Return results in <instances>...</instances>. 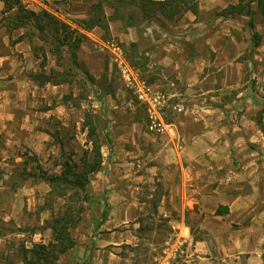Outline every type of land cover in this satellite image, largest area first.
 I'll return each mask as SVG.
<instances>
[{
  "label": "crops",
  "instance_id": "1",
  "mask_svg": "<svg viewBox=\"0 0 264 264\" xmlns=\"http://www.w3.org/2000/svg\"><path fill=\"white\" fill-rule=\"evenodd\" d=\"M34 1L69 23L88 14L83 0H69L65 14ZM2 10L0 1V22ZM198 10L197 16L185 12L168 31L141 36L145 54L159 66L156 84L177 110L161 135L142 133L135 123L123 127L128 135L121 137L123 146L116 143L113 160L142 170L112 176L110 192H89L87 215L94 223L82 229L76 264H114L118 257L112 249L138 244L133 228L140 227L143 203L142 192L134 191L140 183L157 182L165 183L167 192L160 194L154 213L168 218L174 236L185 244L179 264H264V35L250 57L240 61L243 24L214 16L203 29L201 4ZM24 32H8L0 23L2 219H17L24 195L48 191L45 184L21 180L25 150L43 160L57 150L49 134L37 129L36 116L64 118L65 124L70 116L66 108L33 110L41 86L30 74L40 70V59L26 37L17 40ZM131 35L132 41L140 39L137 32Z\"/></svg>",
  "mask_w": 264,
  "mask_h": 264
},
{
  "label": "rangeland",
  "instance_id": "2",
  "mask_svg": "<svg viewBox=\"0 0 264 264\" xmlns=\"http://www.w3.org/2000/svg\"><path fill=\"white\" fill-rule=\"evenodd\" d=\"M22 1L30 9L36 11L45 9L34 0ZM39 1L48 8L62 14H65L68 10L66 5L69 0ZM83 2L88 7L92 0H83ZM126 2V5L120 6L115 16L112 15L110 8L105 9L106 14L110 16L107 31L94 28L88 31L89 35L84 32L86 39L82 42L77 52V60L85 68L86 75L71 67L67 50L63 52V57L57 64L55 57L47 52L45 70L48 71L49 67L52 66L59 72L64 71V76L70 82L55 85V87H52V84L49 83L42 85L38 91L40 95L36 98L32 108L37 112L54 109L55 107H57L59 112L66 108L70 116L66 124L64 118L59 119L53 117V115L48 118L36 116L37 129L49 134V143L56 145L57 150L55 154L50 153L44 160L43 158H38L34 152H30L28 149L25 150L27 163L24 164L21 180L27 181L25 183L39 182L42 185L45 184L48 186V191L42 189L40 194L29 196L32 197L30 200H28V195H24L21 203L22 208L16 215L17 219L12 216L4 218L5 220L0 218V264H22L23 247L29 248L35 243H47L50 240V229L47 227V220L51 219L52 214L57 213L59 209H63L65 200L68 198H57L55 195L48 193L50 186L39 179L42 173L37 166H40L42 172L47 174H59L61 172L60 163L81 164L83 152L91 147L87 138L88 128L94 127L96 129L101 145L102 162L97 171L89 174V181L84 191L79 192L74 202H67L75 206V209L78 206L82 207L79 212L73 213L75 223L71 226V234L77 246L60 255L57 263L76 264L74 255L79 252L80 240L84 232L82 229L86 228L88 221H93L94 223V220H90V216L87 215V208L92 206V202L89 200V192H110L111 189L107 186L113 182L112 176L115 175L118 178L124 173H133L134 170L136 174H139V171L142 170V167L138 165H123L121 161L116 164L118 160H113L117 155L116 143H120L123 146V138L128 135V131L126 134L122 132L123 127L127 126L125 130H128V127L135 123L134 126L138 127L142 133H154L157 135L163 133L150 129L147 104L139 100L134 89L123 82L116 66L111 61V55L107 47H105V43L114 41L122 48L129 65L135 69L139 78L151 88L152 96L156 93H161L165 96L164 102L160 104V114L164 123L168 121L167 119L173 114V111L176 112L177 110L171 98H167V92L156 84L160 79L159 66L153 64L150 55L145 54L147 49L144 48L145 41L142 38L144 37L143 33L159 32L158 30L160 32L162 30L168 31L175 26L174 24L178 20L167 22L162 19H142L138 5L135 2L129 4L128 0ZM235 2L236 0H199V4L202 6L199 22H206V26L200 28H208L209 19L214 16H220V13L228 5ZM252 7L253 29L248 24V15L232 16L240 24H243L242 33H238L239 41H241L240 55L238 57L240 61L248 59L251 53L255 51L252 43L253 32L256 31L260 38L264 35V22L255 5H252ZM130 15L133 17L134 26L132 27L127 26ZM185 19L184 23L190 22L187 17ZM70 20L72 23L64 21L77 28L76 22L78 20ZM194 22H196V19ZM146 28H149V30H146ZM133 32H137L140 35L138 41H132L131 33ZM121 33L123 35L120 37L119 34ZM30 44L31 46H40L41 42L33 39ZM40 53V51L36 52L38 58ZM45 96H49L52 99L48 98L45 101ZM139 187L140 189L134 192H142L139 196L140 202L143 203L139 216L140 227L137 229L133 228L134 235L138 237V244L132 246V249L125 247L124 244L112 249L118 257L116 258L117 262L114 264H156L166 242L175 237L174 231L167 222L168 218L159 217L154 213V209L159 203L160 194L167 192L166 184L162 182H157L156 184L140 183ZM151 187H154V190ZM117 188L119 189V183ZM127 191L130 192L131 188L127 187ZM70 192L67 191L66 196H70ZM148 192L156 193L153 197H148Z\"/></svg>",
  "mask_w": 264,
  "mask_h": 264
},
{
  "label": "trees",
  "instance_id": "3",
  "mask_svg": "<svg viewBox=\"0 0 264 264\" xmlns=\"http://www.w3.org/2000/svg\"><path fill=\"white\" fill-rule=\"evenodd\" d=\"M3 3L1 25L5 26L8 32L13 29L23 28L24 34L17 40L27 38L31 43L33 39L41 42L40 46H32L36 54L40 51V63L36 72L30 74L31 79L39 86L45 84L59 85L69 83L70 80L64 76V71L59 72L54 67H49L46 71L45 61L47 52L55 57L56 64L63 57V52L67 50L69 63L72 68L79 70L86 75V70L77 60V52L86 39L84 32L94 28L108 30L110 16L105 9L110 8L112 15L119 11L120 6L126 5V0H92L88 5V14L85 19L76 22L77 28L60 19L57 15L47 9L38 11L28 8L22 0H0ZM129 4L136 3L140 10L142 19L165 20L175 22L179 20L185 12L198 15L199 0H128ZM264 22V0H236L235 3L228 5L220 16L232 17L236 15H248L249 26L253 29V7ZM132 16L128 17L127 26H134ZM84 31V32H82ZM261 42L257 32H253V47H257ZM88 142L91 147L85 150L82 155L81 164H70L69 162L60 163L61 172L59 174H47L41 171L40 180L50 186L49 194L57 198H67L63 209L52 214L51 219L47 220V227L50 229V240L47 243H35L29 248H22V264H57L59 256L75 246V240L71 234V226L75 223L73 213L79 212L82 207L76 209L67 202L76 200L79 192H83L89 181V174L97 171L102 162L101 145L99 137L94 127L88 128ZM26 153L23 154L25 163ZM71 191L70 196L66 192ZM125 247L132 246L124 244Z\"/></svg>",
  "mask_w": 264,
  "mask_h": 264
},
{
  "label": "built area",
  "instance_id": "4",
  "mask_svg": "<svg viewBox=\"0 0 264 264\" xmlns=\"http://www.w3.org/2000/svg\"><path fill=\"white\" fill-rule=\"evenodd\" d=\"M109 50L111 61L116 66L123 82L134 89L139 100L146 103L149 109L150 129L157 132H163L165 123L160 114V104L164 102L165 96L161 93L151 95V88L146 82L139 78L137 72L127 62L122 48L114 41L104 44ZM184 241L182 238L174 237L166 242L162 254L156 264H176L185 253Z\"/></svg>",
  "mask_w": 264,
  "mask_h": 264
}]
</instances>
